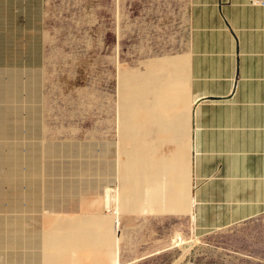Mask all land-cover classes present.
<instances>
[{
	"label": "rangeland",
	"instance_id": "rangeland-1",
	"mask_svg": "<svg viewBox=\"0 0 264 264\" xmlns=\"http://www.w3.org/2000/svg\"><path fill=\"white\" fill-rule=\"evenodd\" d=\"M12 5L0 26V264H264L252 188L192 147L218 110L195 118L194 95L235 79L217 21L190 0Z\"/></svg>",
	"mask_w": 264,
	"mask_h": 264
},
{
	"label": "crops",
	"instance_id": "crops-1",
	"mask_svg": "<svg viewBox=\"0 0 264 264\" xmlns=\"http://www.w3.org/2000/svg\"><path fill=\"white\" fill-rule=\"evenodd\" d=\"M190 2L194 12L203 11V19L217 21L231 49L228 58L236 63L235 79L226 94L197 92L194 95L195 118H198L200 109L206 105H215L218 110L213 113L204 112L202 133L198 128L192 147L194 151H199L202 141L203 157L209 156L208 161L215 165L210 171H219L225 160L230 173L226 180L233 181L234 188L239 187L236 180L241 178L242 187L251 186L249 198L252 206L249 211L251 215H256L264 211V71L254 70V61L264 62V0ZM4 3L10 9V18H7L6 13L0 15V26L6 21L11 27L12 0H0V12L3 11L1 7ZM221 54L218 53L219 58ZM256 80L259 82H254ZM208 117L210 120H207ZM211 119H217L218 122H212Z\"/></svg>",
	"mask_w": 264,
	"mask_h": 264
},
{
	"label": "bare ground",
	"instance_id": "bare-ground-1",
	"mask_svg": "<svg viewBox=\"0 0 264 264\" xmlns=\"http://www.w3.org/2000/svg\"><path fill=\"white\" fill-rule=\"evenodd\" d=\"M251 4V3H250ZM257 4V3H256ZM260 5V4H259ZM195 131V130H194ZM194 166H195V164H194ZM195 172V171H194ZM222 179V178H221ZM227 179V178H226ZM248 179V178H247ZM251 179V178H250ZM253 179V178H252ZM240 180V179H239ZM200 181V180H199ZM230 182V181H229ZM264 183V182H263ZM208 184V183H207ZM210 184V183H209ZM238 184H240V183H238ZM261 184H262V182H261ZM225 185V184H224ZM250 185V184H249ZM260 184L258 183V186H259ZM206 186V185H205ZM225 186H227V185H225ZM231 186V185H230ZM251 187V186H250ZM253 187V186H252ZM257 187V186H256ZM262 187V186H261ZM263 187H264V185H263ZM262 187V188H263ZM205 188H207V187H205ZM201 189V188H200ZM210 189V188H209ZM220 189V188H219ZM229 189V188H228ZM244 189V188H243ZM247 189H249V188H247ZM260 189V188H259ZM211 190V189H210ZM218 190V189H217ZM225 190V189H224ZM231 190V189H230ZM229 190V191H230ZM235 190H237V189H235ZM254 190V189H253ZM239 191V190H238ZM237 191V192H238ZM244 191V190H243ZM256 191V190H255ZM260 191V190H259ZM219 192V191H218ZM221 193H222V191H220ZM224 192V191H223ZM240 192V191H239ZM196 193V195H197V193L198 192H195ZM213 193V192H212ZM217 193V192H216ZM226 192H224V194H225ZM232 193V192H231ZM242 193H244V192H242ZM252 193V192H251ZM259 193V192H258ZM205 194H207V193H205ZM254 194V193H253ZM264 194V193H263ZM228 195V194H227ZM235 195H237V194H235ZM245 195H246V193H245ZM258 195V194H257ZM209 196V195H208ZM223 196V195H222ZM256 196V195H255ZM255 196H254V199H256L255 198ZM197 197H198V195H197ZM218 197V196H217ZM242 197V196H241ZM252 197V196H251ZM258 197H259V195H258ZM258 197H257V199H258ZM228 199L227 200H229V195H228V197H227ZM209 199H210V197H209ZM221 199V198H220ZM236 199V198H235ZM246 199V198H245ZM206 200V199H205ZM262 200V199H261ZM264 200V199H263ZM192 201V200H191ZM199 201V200H198ZM219 201V200H218ZM222 201V200H221ZM236 201V200H235ZM241 201V200H240ZM254 201H256V200H254ZM230 202V201H229ZM257 202V201H256ZM197 203V202H196ZM200 203V202H199ZM258 203V202H257ZM260 203V202H259ZM198 204V203H197ZM224 205H225V203H223ZM238 204V203H237ZM263 204V203H262ZM218 217V216H217ZM195 223V222H194ZM196 237V236H195Z\"/></svg>",
	"mask_w": 264,
	"mask_h": 264
}]
</instances>
